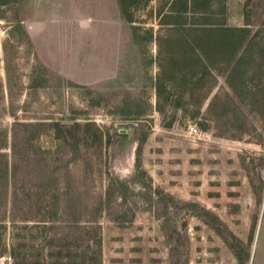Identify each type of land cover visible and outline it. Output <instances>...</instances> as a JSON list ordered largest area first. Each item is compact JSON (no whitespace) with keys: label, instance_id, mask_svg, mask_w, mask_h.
Returning <instances> with one entry per match:
<instances>
[{"label":"rangeland","instance_id":"374dc122","mask_svg":"<svg viewBox=\"0 0 264 264\" xmlns=\"http://www.w3.org/2000/svg\"><path fill=\"white\" fill-rule=\"evenodd\" d=\"M19 262L264 264V0H0Z\"/></svg>","mask_w":264,"mask_h":264},{"label":"trees","instance_id":"16d2710c","mask_svg":"<svg viewBox=\"0 0 264 264\" xmlns=\"http://www.w3.org/2000/svg\"><path fill=\"white\" fill-rule=\"evenodd\" d=\"M190 31H194V32L197 31L196 33H198V31H202L203 35H202V37L201 36L198 37V34H195V35H192L191 39L184 40V41L174 39V43H175V45H174L175 47H173L174 53H176V50H178V49L183 50L184 47H187V45L190 46V43L194 42V44L197 43L195 45H197L199 48H202L201 52H203L204 55H207V54H209V52H211V47H212V43L214 40L213 38H216V35H217L216 33H219V32L222 33V30H220L217 27L216 28L215 27L201 28V29L198 28V29H193ZM3 139H6V137H3ZM97 237H99V235ZM96 241H97L96 244L101 246V237L97 238ZM13 251H14L15 260L17 259V261H18V258L20 255H21V257H24V255L16 252V248ZM100 255H101V251L98 250V252L94 256L97 260H99L98 257ZM18 264H21V263L19 262Z\"/></svg>","mask_w":264,"mask_h":264},{"label":"built area","instance_id":"2783aa9c","mask_svg":"<svg viewBox=\"0 0 264 264\" xmlns=\"http://www.w3.org/2000/svg\"><path fill=\"white\" fill-rule=\"evenodd\" d=\"M190 132L192 133V134H194V133H198V129L196 128V127H194V126H191L190 127Z\"/></svg>","mask_w":264,"mask_h":264}]
</instances>
